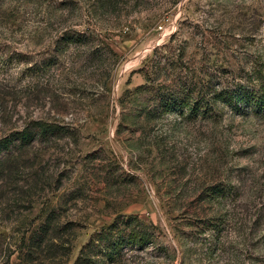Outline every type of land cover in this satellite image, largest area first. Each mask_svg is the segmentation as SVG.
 I'll return each mask as SVG.
<instances>
[{
    "label": "rangeland",
    "instance_id": "rangeland-1",
    "mask_svg": "<svg viewBox=\"0 0 264 264\" xmlns=\"http://www.w3.org/2000/svg\"><path fill=\"white\" fill-rule=\"evenodd\" d=\"M69 31L92 42L35 67ZM256 76L264 0H0V140L59 128L0 152V264H76L127 219L153 244L83 264H264V117L156 106Z\"/></svg>",
    "mask_w": 264,
    "mask_h": 264
},
{
    "label": "trees",
    "instance_id": "trees-1",
    "mask_svg": "<svg viewBox=\"0 0 264 264\" xmlns=\"http://www.w3.org/2000/svg\"><path fill=\"white\" fill-rule=\"evenodd\" d=\"M91 38L86 33L69 31L62 33L55 39L53 45L54 55L46 60L44 59L40 66H35L39 70L49 69L58 64L59 56L64 54L70 48H79L91 43ZM95 50L92 54L97 53ZM37 71V70H36ZM257 84H235L231 88L215 90V88H207L197 90L193 88H178V92L163 91L159 92L156 99V106L159 108L160 115L175 114L183 116L187 113V117H210L220 107H227L236 115L255 114L264 117V78L262 76L254 77ZM160 87V86H159ZM31 127L35 129V133L31 132ZM59 130L57 126L46 124L45 122H33L30 128L22 131L14 132L8 137L0 140L1 150L8 149L15 142L21 145L27 144L36 136H44L47 132L53 133ZM229 190L223 189L220 185L210 187L207 196L224 197ZM154 232L146 225H139L131 219H127L121 224H110L102 228L93 235L89 243L82 251L76 264H83L89 261V253L93 255L95 260L113 263L124 249L144 250L154 242ZM84 253V254H83Z\"/></svg>",
    "mask_w": 264,
    "mask_h": 264
}]
</instances>
